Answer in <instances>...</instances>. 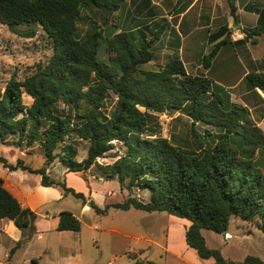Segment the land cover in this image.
<instances>
[{
  "label": "trees",
  "instance_id": "obj_1",
  "mask_svg": "<svg viewBox=\"0 0 264 264\" xmlns=\"http://www.w3.org/2000/svg\"><path fill=\"white\" fill-rule=\"evenodd\" d=\"M121 5L122 0H0V24L11 29L41 27L53 50L49 61L38 64L32 75L23 81L10 79L0 92V140L18 137L19 145L40 143L44 167L34 170L22 160L14 165L5 158L0 164L40 176L41 185L59 188L84 206L87 197L65 181L51 180L47 169L56 161L73 173L98 165L107 181L117 179L129 195L104 209L89 201L97 214L106 215L111 209L167 213L191 222L186 243L201 259H214V264H264L256 256L242 262L227 260L218 249L208 247L202 234L209 230L225 235L234 216L256 223L264 232V131L252 121L247 107L233 103L229 94L213 91L207 77L221 48L232 44L228 28L210 40L213 49L202 58L204 71L189 74L179 57L158 69H146L156 54L154 41L142 33L118 32L117 26L95 23L92 33L80 35L84 10L98 12L108 21ZM230 7L237 21L232 0ZM246 11L260 14L253 3ZM260 27L261 20L246 32L248 39L260 36ZM101 53L106 56L103 60ZM244 80L249 90L264 99L259 94H264V72L248 73ZM110 92L118 100L106 115L102 109ZM24 94L33 99L30 106L24 103ZM172 112L191 119L194 147L158 136L155 115ZM198 124L218 131H205L208 144L197 139ZM76 141L89 143L83 161L77 160ZM114 142L122 144L123 153L114 156L112 165H99L98 160L116 148ZM136 188L149 191V200L135 196ZM4 219L24 234L17 247L37 234L38 215L23 207L0 178V220ZM81 229L82 222L73 213L59 215L58 231Z\"/></svg>",
  "mask_w": 264,
  "mask_h": 264
},
{
  "label": "rangeland",
  "instance_id": "obj_2",
  "mask_svg": "<svg viewBox=\"0 0 264 264\" xmlns=\"http://www.w3.org/2000/svg\"><path fill=\"white\" fill-rule=\"evenodd\" d=\"M230 1V0H229ZM183 2V0H182ZM254 4V8L262 11L264 9V0H234V4L241 8V21L245 27L257 26L259 17L248 12L244 7L248 4ZM126 6L118 12H114L108 21H105L101 14H95L84 10L81 15V21L78 29L81 36L92 33L94 24L104 27L117 26L118 32L132 31L136 27L147 37L149 41L153 40V50L155 52L154 61L146 66V69H158L175 57L181 58L180 48L182 40L180 36L185 37L186 29L192 22L195 26L202 24L197 12L193 11L186 17L177 16L174 10L168 13L166 17H136L134 14H128L129 0H124ZM208 18L209 29L206 28L203 33H194L196 37L191 42V38L185 40L186 50L183 53L186 62L187 72L196 75L201 71L202 58L208 55L213 49L210 43L209 34L215 31L226 21L234 19L230 11L219 12L218 16ZM140 20V21H139ZM239 20L234 25L229 36L230 40L240 38L237 32ZM194 26V27H195ZM229 31V29H228ZM36 35H33V34ZM140 33V35H141ZM157 35L159 37L156 39ZM197 35V36H196ZM204 36V40H202ZM255 37L252 38V42ZM190 44V45H189ZM253 45V44H252ZM253 58L259 57L264 52V40L259 47L249 48ZM187 51V53H186ZM179 53V54H178ZM53 54L51 42L41 27L18 26L13 29L0 24V92H4L7 82L12 79L25 80L32 75L40 63H47ZM104 53H101L100 59H105ZM264 61L260 65L252 68L251 63L246 58V52H238L231 45L221 48L218 56L213 62L211 69L207 72V77L212 81V90L222 95L229 94L233 103L247 107L250 118L264 131V99H261L256 93L249 90L245 78L251 72H264ZM252 68V69H251ZM248 72V73H247ZM247 73V74H246ZM261 97L264 94L259 91ZM24 103L30 106L33 99L24 94ZM117 96L112 92L103 106V113L111 114L117 103ZM63 105L60 104V108ZM155 122L158 123V136L171 140L176 145H185L189 142L194 147V138H192V121L186 115L180 112L166 114H156ZM197 139L208 144V138H205V131L208 129L215 134L214 128L198 124L195 127ZM116 148L108 153L105 158L99 159V165H112L117 154L123 153V146L119 142H114ZM78 149V161H83L87 157L89 143L86 141H76ZM264 159V151L261 153ZM7 158L14 164L22 160L25 165L34 170L44 167V150L40 143L32 146L18 144V137H9L6 141L0 140V159ZM4 168L0 167V173ZM59 162H55L47 169V174L55 182H64L61 174L67 172ZM99 175L100 178H96ZM33 180L38 176L31 175ZM84 179L88 180V183ZM100 179H103L101 181ZM102 169L97 165L84 173L73 175L68 178V187L74 188L78 192L89 189L90 182L93 181L92 188L97 192L95 202L104 208L107 193L113 194L109 197L110 204L124 202L129 192L122 190L121 185L116 180L105 181ZM84 183V185L82 184ZM85 187V188H84ZM124 191V193H123ZM134 194L140 200L148 201L150 192L147 190L134 189ZM92 198H87L91 201ZM82 202L72 195H69L65 201L58 205L63 211H71L79 217L82 222L80 233L61 234L58 232L56 220L53 218L56 207L48 210L51 217L46 220L37 219V234L33 239L26 254H33L41 264H57L59 258L67 256L72 250L79 249L83 264H214V259H201L197 252L189 247H185V237L181 229L183 225L177 222L176 217L167 213H147L137 209L129 211L111 209L106 215H99L94 210L87 213H81ZM88 210V209H87ZM187 221V220H185ZM228 233L230 239H225L224 234H218L214 231L205 230L203 236L209 248L218 249L222 256L230 261L242 262L248 256H256L264 261V232L257 228L256 223L243 221L234 216L231 220ZM42 235V236H41ZM184 254L179 256L180 252ZM74 252V251H73ZM23 256V251L17 256L19 260ZM116 256V258H115ZM68 264V262H62Z\"/></svg>",
  "mask_w": 264,
  "mask_h": 264
},
{
  "label": "crops",
  "instance_id": "obj_3",
  "mask_svg": "<svg viewBox=\"0 0 264 264\" xmlns=\"http://www.w3.org/2000/svg\"><path fill=\"white\" fill-rule=\"evenodd\" d=\"M232 2L234 3V0H232ZM125 6L126 4H124V0H122V5L118 11L123 9ZM246 6L244 7L245 10H246ZM235 7H236L235 14L239 20V25L237 26V29H238L237 32H239L240 38H238V40L236 39L232 40L231 41L232 44H229V45L234 47V49H237L239 53L241 51L246 52V58L251 63L252 68H254L255 65L257 64L260 65L264 61V52L260 53L257 59V58L252 57L251 51L249 49L253 47H259L261 42L264 40V9L260 11V14L263 13V15L261 14V19H260L259 12L257 11L251 12V13L256 14L259 17L257 26L245 27L241 21V8L237 7L236 5ZM230 8L231 7H230L229 0H183V2L182 0H129L128 14H134L136 17L159 18V17L168 16V13L174 10L175 15L181 16L184 18L187 15L191 14L193 11H196L199 19L203 20L201 21L202 24H200V21H199V26L197 27L195 26V23L192 22L190 24L191 25L190 31H189V28L186 29L187 35L185 37L180 36L182 40V47L179 49L180 54L179 53L178 54L181 56L180 59L185 64L186 62L184 61V58H183V53L186 50L185 40L191 38V42H192L194 39H196V37L193 36L194 33H197L198 31V33L200 34V33H203L206 30V28L209 29V26L207 25L209 21L208 18H211L210 16H218L220 10L225 12L226 10L230 11ZM260 20L262 24V27H260L262 29V34L258 37H255L257 44L252 45L251 44L252 39H248L246 32L258 27ZM234 22H235L234 19H231L229 21H226L224 25L220 26L213 32H211V30H208L210 31L209 40L216 38L223 28L229 29L228 31V35H229L231 30L234 28L233 27ZM138 27H136L135 29L136 32H140ZM204 35H205V32H204ZM243 39H245L244 43H240V42L237 43V41L243 40ZM202 40H204V36ZM5 159L9 163L14 164L13 162H10L7 158ZM1 166L4 168L3 173H0V178L4 182V187L19 200L21 205L23 207L30 208L32 211H34L38 215V218L42 220H46L47 218L51 217V215H49L48 213V210L51 207H56L53 218L56 220V224L58 226L59 215L62 212H65L63 211V209L58 208V205L62 203L63 201H65L69 195L66 196L64 192L59 188L47 187V186L41 185L42 179L38 175H35V176H38V178H35L33 180L30 177L32 174L26 173L22 170L11 171L8 168H5L2 164H0V167ZM76 174L78 175V173L67 171V172H63L61 176L68 186V182H67L68 178H72L73 175H76ZM96 178H100V177L96 175ZM100 180L103 181V179H100ZM114 180L117 181V179H114ZM105 181L107 182V180ZM93 183L94 182L91 181L89 189H86L84 187L85 188L83 190L84 192H81V193H83L87 198H92V200L95 201L97 192H95L93 188L91 187ZM82 184L84 185L83 182ZM112 195L113 194H111L110 192L107 193V196L105 198L104 208L106 205H110L111 201H109V197H111ZM98 206L101 209H104L102 206L100 205ZM92 210L93 209L89 207V202H88L86 206L84 205L82 206L81 213H87L86 211L91 212ZM76 217L79 218L78 216ZM176 219H177L176 220L177 222L183 225V228L181 229V231H182V235L185 237L186 230L191 225V222H189L188 220L185 221L186 219H180L177 217ZM36 228H37V225H36ZM203 231H202V234H203ZM58 232H60L61 234H65V235L66 234L70 235L72 233H80V232H74V231H58ZM34 237L24 242L21 246L17 247V244L21 242L22 240H24L23 232L14 224V222L6 220V219L0 220V264H41L40 258L38 259V257L33 255L32 253L26 254L27 249L30 247L31 243L33 242ZM185 242H186V239H185ZM185 247H189L187 243ZM13 249H14V252L13 254H11ZM22 251H23V256L20 257V259L18 260L17 256ZM183 255L184 254L181 251L179 256L183 257ZM65 261L68 262V264H83L80 250L77 249V250L70 251V253H68L67 256L62 257L61 259L59 258L57 264H62V262H65Z\"/></svg>",
  "mask_w": 264,
  "mask_h": 264
},
{
  "label": "built area",
  "instance_id": "obj_4",
  "mask_svg": "<svg viewBox=\"0 0 264 264\" xmlns=\"http://www.w3.org/2000/svg\"><path fill=\"white\" fill-rule=\"evenodd\" d=\"M224 237H225V239H230L231 235L229 233H226Z\"/></svg>",
  "mask_w": 264,
  "mask_h": 264
},
{
  "label": "bare ground",
  "instance_id": "obj_5",
  "mask_svg": "<svg viewBox=\"0 0 264 264\" xmlns=\"http://www.w3.org/2000/svg\"><path fill=\"white\" fill-rule=\"evenodd\" d=\"M88 209V208H87Z\"/></svg>",
  "mask_w": 264,
  "mask_h": 264
}]
</instances>
